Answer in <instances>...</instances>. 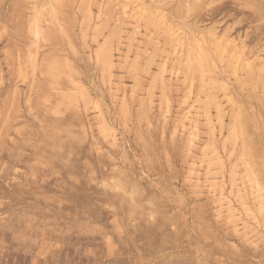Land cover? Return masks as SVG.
Listing matches in <instances>:
<instances>
[{
	"label": "rangeland",
	"instance_id": "rangeland-1",
	"mask_svg": "<svg viewBox=\"0 0 264 264\" xmlns=\"http://www.w3.org/2000/svg\"><path fill=\"white\" fill-rule=\"evenodd\" d=\"M0 264H264V0H0Z\"/></svg>",
	"mask_w": 264,
	"mask_h": 264
},
{
	"label": "bare ground",
	"instance_id": "bare-ground-1",
	"mask_svg": "<svg viewBox=\"0 0 264 264\" xmlns=\"http://www.w3.org/2000/svg\"><path fill=\"white\" fill-rule=\"evenodd\" d=\"M103 59H104L105 63L110 61L109 58H103ZM105 63H104V64H105ZM106 64H107V63H106Z\"/></svg>",
	"mask_w": 264,
	"mask_h": 264
}]
</instances>
